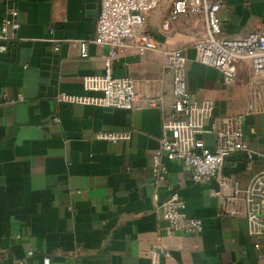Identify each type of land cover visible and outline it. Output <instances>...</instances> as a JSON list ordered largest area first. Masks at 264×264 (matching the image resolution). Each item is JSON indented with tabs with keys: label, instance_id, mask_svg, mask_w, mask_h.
<instances>
[{
	"label": "crops",
	"instance_id": "0c3cea01",
	"mask_svg": "<svg viewBox=\"0 0 264 264\" xmlns=\"http://www.w3.org/2000/svg\"><path fill=\"white\" fill-rule=\"evenodd\" d=\"M172 1L146 13V31L161 48H185L191 96L212 100L214 115H242L245 140L264 154V96L253 91L248 64L227 85L218 69L197 62L192 44L205 32L202 15L180 14L164 27ZM217 1L226 35L264 32V0ZM99 8L98 0H0V22L15 9L19 23L0 53V264H150L159 248L170 254L161 264H264V238L250 237L243 219L216 215L214 182H194L184 164L168 161L165 179L154 182L151 156L171 108V75L159 54L124 52L112 65L156 106L62 101L99 95L82 80L104 73L106 46L89 44L80 57L76 43L91 35ZM121 132L129 139L97 137ZM263 168L264 157L249 162L242 153L225 163L242 186ZM172 191L186 214L202 218L201 232L167 233L156 205Z\"/></svg>",
	"mask_w": 264,
	"mask_h": 264
},
{
	"label": "built area",
	"instance_id": "2783aa9c",
	"mask_svg": "<svg viewBox=\"0 0 264 264\" xmlns=\"http://www.w3.org/2000/svg\"><path fill=\"white\" fill-rule=\"evenodd\" d=\"M96 16L89 38L77 40L80 57H88V45L106 46L104 73L86 76L83 86L97 92L94 97L63 94L66 103H87L102 107L135 109L156 106L157 100L139 96L135 80L118 77L112 72L114 60L124 52L154 53L161 57L163 69L171 75V108L161 123L158 146L151 156L154 182H162L167 173L165 162L184 164L194 182H214L211 191L217 203L218 217L243 219L247 234L264 238V168L255 172L242 186L235 174L225 171L226 160L244 154L252 162L264 154L253 151L243 131L242 115H214L212 100H196L188 90L185 48H161L145 29L146 13L155 10L161 0H98ZM220 4L217 0H173L169 16L164 22L175 20L180 14L200 13L205 32L193 44L194 59L218 69L224 84H232L238 66L247 63L253 91L264 96V32L251 30L239 36L226 35L222 30ZM17 10L12 9L0 22V53L7 52L19 27ZM55 50L59 45L54 46ZM250 109H253L250 107ZM204 135L212 137L208 144ZM98 138L117 142L129 139V133H99ZM159 216L167 222V233H194L203 230V220L185 212V202L176 191L156 205ZM257 249L259 244H255ZM33 251H28V256ZM262 256V255H261ZM150 264H161L170 258L168 250L159 248L149 252ZM20 264H24L21 262Z\"/></svg>",
	"mask_w": 264,
	"mask_h": 264
}]
</instances>
